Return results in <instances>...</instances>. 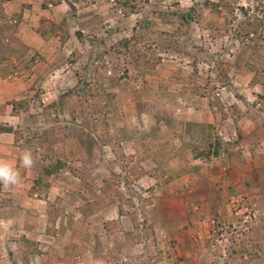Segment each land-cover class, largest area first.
<instances>
[{"label":"rangeland","instance_id":"obj_1","mask_svg":"<svg viewBox=\"0 0 264 264\" xmlns=\"http://www.w3.org/2000/svg\"><path fill=\"white\" fill-rule=\"evenodd\" d=\"M194 1L198 2L196 7L201 6L200 17L191 22L185 33L171 35L176 24L170 17L161 18L158 12L185 10ZM225 1L234 7L233 14L238 19H241L238 6L251 10L255 5L264 3V0ZM41 2L0 0V9L7 17L20 13L14 35L20 40L25 36L30 43L27 54L19 59L16 73L9 74L0 82L3 84L0 87L8 92L7 101H3L8 106V115H11L8 101L13 97L26 102L25 109L13 115L16 117L9 118V121L0 109V124H10L21 136L16 146L11 145L15 148L10 147L8 153L16 159L14 165L21 174L24 169L20 167L19 158L24 151L33 153L36 161L34 170L42 161L40 150L34 145L24 144L23 138L32 137L33 132L46 130L53 125L51 120H44L42 114L45 112H50V119L53 117L51 110L45 106L55 102L61 92L73 86L78 75L96 80L98 89L115 92L114 107L107 113L109 140L110 143H119L124 155L131 154L133 149L128 133V139L121 138L122 128L140 132L143 137L152 138L159 145H163L169 137L175 148H182L180 153L172 149L171 157L163 163V174L159 175L162 183H156L158 178L153 162L142 161L143 174L130 181L124 178L125 181L119 184L123 198L120 199L121 213L115 203L101 206L97 211L95 219L99 226L104 221L117 220L122 229L115 233V224L114 233L111 230L106 233L99 228L101 239L98 238V245H90L91 228L87 225L88 221L82 224L78 219V223L74 221L67 227L64 236L57 238V248L54 247L55 250L47 254L42 264L65 263L62 256L72 245L84 248V259L80 260L77 256V264H91L93 250L101 252L97 254L99 256H114V261L102 258L97 264H224L235 261L237 247L234 238L241 236L240 232L246 228L245 223L262 220L264 225V208L258 210L253 206L256 200L264 199V184L231 198L226 210L228 213L234 210L236 218L224 222L218 233L217 229L216 232L212 229L213 223L206 210L204 217L194 221L193 227L187 230L184 228L186 210L194 207L195 201L205 207L213 201L219 210L214 183L223 172L233 180L237 172L234 167L226 165L224 155L209 159L192 158L190 150L182 144H204L207 134L205 126L209 123L213 126L214 136L230 142V148L240 151L245 161L244 170L253 156L264 154V114L257 108L260 102L257 95L264 94V85L249 84L252 73L246 65L248 62L255 66L264 76V26L261 27L258 46L251 49L248 39L239 40L230 29L227 31L224 15L210 17L203 14L204 0H148L141 9L128 15L119 10L115 0H62L45 8L40 7ZM41 18L67 29L68 38L62 45L56 37L47 40L39 37L36 28ZM77 31L82 35V45L75 36ZM120 39L137 41L142 54H127L121 49H113L108 54L104 52ZM96 40H101L102 44H97ZM73 49H77L81 56L69 63L68 56ZM92 51L94 54L104 52H101L102 61L91 58L89 54ZM33 54L34 64L25 67L28 56ZM215 58L224 63V71L220 72H225V80L221 83L213 74ZM0 62L4 63L3 57H0ZM193 84L198 86V92H181L183 85ZM162 86L163 90L160 89ZM12 89L15 96H12ZM142 89L153 92H150L149 99L128 100L132 91ZM156 91H161V94L154 95ZM215 99L227 113L228 106L234 104L240 112L238 119L233 121L229 116L222 118L217 105L209 103ZM55 112L60 124L70 122L64 109L56 108ZM171 119L173 124L167 129L166 125ZM73 123L90 129L88 120ZM56 136L60 134L56 133ZM83 137L86 138V135ZM54 152V156L64 157L71 168L82 166L89 169L83 182L68 170L59 172L51 181L56 185L49 201L52 203L59 197L60 201L55 202L71 213L87 197L93 199L95 195L100 196L98 186L111 170L121 174L117 165L109 164L112 160L109 148L100 146L94 139L89 143L80 137H66L54 143ZM61 180V183H56ZM56 188L64 198L53 192ZM131 218L137 222L135 228ZM95 228L93 226L94 231ZM3 230L7 231L5 228ZM123 230L134 234L128 238ZM206 239L210 240L209 244ZM169 240L179 259L174 255L166 256L169 253ZM11 243H0V264H11V259L20 263L18 245ZM86 244L90 247L87 248ZM257 254L249 260V264H264V253L257 251Z\"/></svg>","mask_w":264,"mask_h":264},{"label":"trees","instance_id":"obj_2","mask_svg":"<svg viewBox=\"0 0 264 264\" xmlns=\"http://www.w3.org/2000/svg\"><path fill=\"white\" fill-rule=\"evenodd\" d=\"M62 0H42L40 7L45 8L47 5H56ZM148 2V0H115V4L119 10L125 14L135 13L137 10L141 9L143 5ZM198 2L194 1V4L187 7L185 10H168L158 12L159 16L170 17L172 21L176 24L174 29L171 32V35H180L187 31L190 27L191 22L194 21L197 17H200L201 6L196 7ZM203 8L205 16H218L224 15V23L227 25V31L230 29L234 37L239 40L248 39L251 44V49H256L258 43L260 42V31L261 27L264 26V3L257 4L249 10L242 6H238V13L241 15V19H238L234 14L232 7L225 0H214L203 2ZM20 19L19 14H12L10 17H7L2 10L0 9V57H3L4 63L9 67L14 66V62L18 61L24 57L28 52V45L21 41L14 35L15 28L18 20ZM164 19V18H163ZM36 32L42 40H47L51 37H56L60 45H62L65 40L68 38V31L66 28L62 27L59 24L54 23L48 19H40L39 26L36 28ZM255 35V36H254ZM79 44H83V38L80 32H75ZM172 37V36H171ZM5 38L6 40H4ZM133 39V38H131ZM97 44H102L101 40L95 41ZM115 50H122L124 53L130 54L134 53L137 56L141 55L137 41H130L128 39L117 40L113 46L107 48L104 52H113ZM120 50V51H121ZM102 52V51H101ZM93 51L89 54L91 58L96 57L101 60V54L104 52ZM81 56L80 52L77 49H73L69 56L68 62L72 63L76 61ZM34 54L28 56L25 67L32 66L34 64ZM102 61V60H101ZM129 61H132L129 58ZM216 67L213 70V74L216 79L221 83L225 80L224 63L222 60L218 61L215 58ZM246 65L251 71V76L249 84L255 85H264V76L262 71H260L255 66L249 64ZM194 71V69H193ZM96 80L86 79L84 76H77L75 84L63 92H61L55 102H51L46 105V109L51 110L53 117L50 119V112L43 113L44 120H51L53 125L46 130L40 132H33L32 137L23 138L24 144L34 145V148L40 150L41 159L38 169L37 176L34 178L32 185L28 189L29 194H34L35 197L40 199H45L47 191L50 187L52 179L61 171L68 170L73 176L77 177L81 182H83L86 176L89 174V169L84 167L71 168L68 165V161L62 157L54 156V143L61 141L66 137H80L81 139L87 140L89 143L97 141L100 146H107L112 156L110 160V166L117 165L120 173H115L111 170L107 176L101 179V182L98 186L100 196L96 195L95 198L85 201L80 204L77 209L79 214L82 217H88L96 213L101 206L111 205L115 203L118 206L119 213H121V202L122 193L119 188V184L126 178L127 181L131 179L138 178L144 172L142 169V161L150 160L155 166V174L157 173V178H159L160 173L163 174L162 165L166 162L171 156L170 152L172 149H176L175 152H179L182 149L181 147L175 148L169 141L167 137L163 145L157 144L152 138L143 137V134L135 133L134 131H127L122 128V139H128L126 137L127 133L130 135V145L133 149V152L128 155H124L122 148L119 143L114 142L110 143L109 140V126H108V117L107 113L111 111L114 107L113 100L115 99V92H105L101 89H98L95 85ZM192 86V85H191ZM185 86L183 85L181 92L191 93L198 92L199 88L197 85ZM191 87V89H190ZM160 89H164L162 86ZM152 92L149 89H142L138 92L132 91L128 100H139V99H149V95ZM153 93V92H152ZM161 91H156L154 95H160ZM258 100V109L264 114V94L257 95ZM169 100V99H167ZM211 105H217L220 115L222 118L231 117L233 121H236V118L240 116V112L237 107L232 104L228 106V113L224 111V108L215 100L209 102ZM9 111L11 115H17L21 110H24L26 107V102L23 99L19 100H9ZM177 105L173 104L172 106ZM56 108H62L67 112L70 122L60 124L56 118ZM177 111L179 110L178 107ZM175 109V108H174ZM180 112V111H179ZM173 115V114H172ZM168 118V117H166ZM77 120H88L90 129H86L83 126L73 123ZM173 124V120H169L166 128L170 129V126ZM207 134L205 137V143L195 144L193 143H183L182 145L187 147L191 152L192 158H204L209 159L210 157H217L218 155H224L226 165L229 167H234L237 174L235 179L229 177L226 172H223L222 175L218 176L214 185L217 188L215 197L217 199V204L219 205V210L215 208L213 201H210L208 206L205 207L201 202L195 201L194 207H190L186 210L185 218L186 225L185 229L190 230L193 227L194 221L197 219H202L204 217L205 210L210 216V221L213 223L212 229H217V233L221 230L220 228L224 225V222L231 221L232 218H236L234 215V210L227 212L226 206L231 201V198L244 195L245 192L253 189L261 184H264V154H258L253 156L248 162V168L244 170L245 161L242 158L240 151L230 148V142H224L214 136L213 126L211 124L206 125ZM0 132H9L13 135V144L16 146L21 136L10 125H1ZM170 133L171 130L169 131ZM56 133H59L60 136H56ZM86 135V138L83 136ZM173 135V133H172ZM123 176V178H122ZM156 176V175H155ZM156 180V183H162V179ZM158 185V184H157ZM117 199V202L115 201ZM55 201H60L59 197L55 198ZM53 201V206L51 212L47 214V222L44 228V233L52 237H61L65 233V225L60 221L57 222L58 217L63 214V211L60 210L58 203ZM128 201L127 199L125 200ZM256 204L253 205L256 209L264 208V199L256 200ZM130 203V202H129ZM52 205V204H51ZM190 205V203H189ZM249 207L251 204H248ZM254 208V209H255ZM240 219V217H238ZM133 222V228L136 226V221L134 218H131ZM57 224V225H55ZM113 224L117 225V230L115 233L122 229L117 220L104 221L102 227L106 233L113 230ZM245 230L240 232L239 237L234 238L236 243L235 249V261L224 262V264H249V260L257 256L258 252L264 253V225L262 220L257 223H245ZM220 229V230H218ZM124 231V230H123ZM216 233V234H217ZM125 236L128 238L134 233L129 231H124ZM169 253L166 256L174 255L175 258L179 259L175 254L173 249L172 241L169 240ZM19 242V241H18ZM207 244L210 243L209 239H206ZM84 246V245H83ZM17 248L19 249L18 260L20 263H17L16 260L11 259V264H28V257L32 254L40 255L47 253L46 251L41 252L37 243L22 238L21 242L18 243ZM168 249V248H167ZM253 249V250H252ZM68 251L62 256V262L65 264H75L76 257L78 256L80 260H83V247L72 245L70 248H67ZM69 257V258H68ZM245 257V260L243 259ZM67 258L69 259L67 262ZM111 260L114 261V256H99L97 254L91 255V264H97L99 259ZM260 258V257H259ZM79 261V260H78Z\"/></svg>","mask_w":264,"mask_h":264},{"label":"crops","instance_id":"obj_3","mask_svg":"<svg viewBox=\"0 0 264 264\" xmlns=\"http://www.w3.org/2000/svg\"><path fill=\"white\" fill-rule=\"evenodd\" d=\"M31 35L32 36L34 35L32 31H31ZM24 37L25 36L21 37V40L25 44L30 46V43L27 42ZM19 63H20V60L17 61L12 67L13 69H11L5 63L0 62V82L1 80H5L9 74H13V73L15 74L17 65ZM9 71L11 72L9 73ZM1 76L3 78H1ZM0 85H3V84L1 83ZM13 91L14 90L12 89L11 90L12 96H15L13 94ZM7 94L8 92L5 89L0 87V109L2 112H5L6 117L8 118V121H9V118L13 119L16 116L8 115L7 113L8 106L7 104H4L5 100L7 101V97H6ZM13 100H16V98L13 97ZM170 104L173 105L172 103ZM181 115H182V112H181ZM182 117H186V116L183 115ZM2 125H10V124H2ZM205 129H206V126H205ZM12 142H13L12 133L0 132V159H6L8 162L14 164L16 159L13 158L14 156L11 157L8 154L11 149L15 148V147L12 148L11 146L13 144ZM64 174L65 173H62V175ZM21 175H22V181L20 184L13 186L11 188H8V189H5L2 186H0V190H1L0 191V232H2V235L0 234V243L9 244V242H12V243L14 242L15 245L17 246L18 243L21 242L22 238L32 240L37 243V247L41 252L46 251L47 253L40 254V255H36V254L30 255L28 257V264H42L47 254L51 253L52 250H55L54 247L57 248V244H56L58 241L57 237L54 238L52 236L46 235L43 231L46 226V222H47V219H46L47 214L51 212V209L53 206V200L51 203V201H49V198L51 196V191L55 188L54 186L56 184L54 185L50 184V187L46 194L47 196L45 197L47 199L43 200V199L35 197L34 194L28 193V189L32 185L34 178L37 176L36 168L35 170L34 168H31L28 170L24 169ZM57 182L61 183L62 180L56 181V183ZM53 192H56L58 196L63 197L62 192L58 191V188H56V190ZM91 199L92 198L87 197L85 201H88ZM60 210H62L63 213L65 214H62L60 217H58L57 222L60 221L61 223H63L66 229H68L67 227L73 224L74 221H76L75 223H78V221L80 220L79 222L82 221V224H83L87 220L88 221L87 225H89L91 228V230H89V233H91V235L89 237L88 242L90 243V245L92 243L96 244V246L98 245L99 243L98 238L101 239V236L99 234L100 233L99 228L100 229L103 228L102 224L100 225L101 226L100 227L98 220L95 219V216H97L98 212L92 215H89L88 217H82L79 214L77 208L72 210L73 213L69 212L66 209V207L63 209L62 207H60ZM69 217L71 218L77 217V218L73 220L74 218L69 219ZM112 219H115V218L113 217ZM93 226L96 227L95 231L93 229ZM3 228H5L7 231H4ZM66 229H65V233L67 231ZM90 245H87V248H89ZM98 253H101V252L96 251V250H93V252H91V254H98Z\"/></svg>","mask_w":264,"mask_h":264},{"label":"clouds","instance_id":"obj_4","mask_svg":"<svg viewBox=\"0 0 264 264\" xmlns=\"http://www.w3.org/2000/svg\"><path fill=\"white\" fill-rule=\"evenodd\" d=\"M19 160L20 167L25 170L33 168L36 163L33 153L29 150L24 151ZM21 181L22 175L20 170L6 159H0V186L8 189L20 184Z\"/></svg>","mask_w":264,"mask_h":264}]
</instances>
